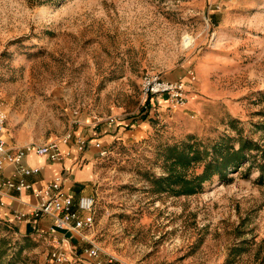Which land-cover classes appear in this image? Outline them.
<instances>
[{
  "label": "rangeland",
  "instance_id": "obj_1",
  "mask_svg": "<svg viewBox=\"0 0 264 264\" xmlns=\"http://www.w3.org/2000/svg\"><path fill=\"white\" fill-rule=\"evenodd\" d=\"M224 7L209 0H0L6 128L19 144L102 131L88 139L106 154L85 149L92 155L82 188L96 199L94 240L117 264H264V183L257 182L264 0H225ZM223 19L224 43L213 35ZM146 71L187 81L197 111L143 103ZM110 115L119 121L105 122ZM190 135L204 143L229 136L235 146L245 138L259 149L199 192H156L150 180L165 174L162 147ZM28 226L20 230L0 215V264H49L50 242ZM73 240L70 264H92L82 253L87 243Z\"/></svg>",
  "mask_w": 264,
  "mask_h": 264
},
{
  "label": "built area",
  "instance_id": "obj_2",
  "mask_svg": "<svg viewBox=\"0 0 264 264\" xmlns=\"http://www.w3.org/2000/svg\"><path fill=\"white\" fill-rule=\"evenodd\" d=\"M190 83L195 81L192 73L188 74ZM188 82V83H189ZM187 81L166 79L158 73L146 71L140 78V93L143 103L150 100L162 101L169 108L181 107L187 100ZM157 99V100H155ZM77 110L72 112L73 123L80 126ZM7 114L0 99V207H7L6 199L18 204L11 207V220L17 222L35 223L46 217L50 224L44 234V239L50 242L49 264H70L74 247L69 243L65 232L87 243L82 249L83 255L92 264H117V258L107 254L95 242L93 228L95 223L94 195H80L74 200L73 194L64 185L63 179L48 181L42 187H34L30 178L40 172L39 166L28 164L29 156L42 157L50 162L61 161L67 153L60 149V144L72 140V130H68L59 140H48L43 143L29 141L16 145L4 136V126ZM101 121L96 119L94 125ZM108 124L119 121V117L110 115L104 119ZM78 151L86 145L84 137L75 138ZM99 148V154L106 150ZM30 192L31 201L17 197L22 192ZM67 246V247H66ZM68 248V249H67ZM105 255V258L103 256Z\"/></svg>",
  "mask_w": 264,
  "mask_h": 264
},
{
  "label": "trees",
  "instance_id": "obj_3",
  "mask_svg": "<svg viewBox=\"0 0 264 264\" xmlns=\"http://www.w3.org/2000/svg\"><path fill=\"white\" fill-rule=\"evenodd\" d=\"M258 125L263 129L264 121ZM232 140L229 136H221L217 140L204 143L190 135L186 140L163 146L161 150L167 163L166 171L164 175L150 180L154 190L163 192L171 189L176 194L188 195L201 191L204 182L214 175L226 179L229 172L236 170L249 159L251 151L259 149L257 143L248 139H240L237 146ZM260 152L263 156L264 148ZM195 165H201V170L189 173L188 170ZM257 166V182L264 183V163L260 162Z\"/></svg>",
  "mask_w": 264,
  "mask_h": 264
},
{
  "label": "crops",
  "instance_id": "obj_4",
  "mask_svg": "<svg viewBox=\"0 0 264 264\" xmlns=\"http://www.w3.org/2000/svg\"><path fill=\"white\" fill-rule=\"evenodd\" d=\"M209 3H214V4H217V3L221 4L222 3V6L223 7L225 6V0H209ZM217 24H219L220 26L213 30V35H215L216 39L219 38V36H222V43H224L225 42V19H223V21L221 23H217ZM166 79H168V78H166ZM177 79H180V78H177ZM199 96H200L199 98H205V99H210V100L215 99L211 95H203L201 93ZM148 103H149V105L150 104L152 105V104H155V101L150 100ZM192 103H193V100H191V96L188 97V95H187V100L184 103V105L181 107H177L173 110L187 109L188 111H195L196 112L197 111L195 109L196 107H194L192 105ZM2 104H3V102H2ZM3 107H4V105H3ZM191 118H194V117H191ZM194 119H197V118H194ZM6 121H7V118H6ZM6 121H5V126H4V136L9 141H11L12 143H14L16 145H23V144H19L17 142L15 143L12 140V136L6 128ZM80 127H82V125H80ZM72 134H73V138L71 141H69V143H67V144L61 143L60 144V149L62 151H64L65 153H67L61 161L50 162V161H48L42 157L29 156L27 162L30 165L40 167V172L30 178V180L34 184V187H37V188L42 187L43 185H45L50 180L63 179L65 187L68 189V191H70L73 194L74 200H76L80 195H90L88 193H85L84 189L82 188L83 182L89 178V168H87L88 167L87 163L84 164V160H85V158L90 159L91 155H92L91 150H86V152H85V149H87L89 147V144H91V146L93 147V146H96L95 145L96 143H99V141L97 139H95V138L88 139V137H90L91 135L95 136L97 134L102 135V131L97 132L96 130H94V131L92 130L88 134H86L87 136H85L84 134H81L79 131L77 132V131L72 130ZM77 137H84L86 139V145L82 151L77 150V147L75 144V138H77ZM48 140L34 141V142L43 143V142H46ZM83 152H84V155H83ZM93 153H96V149H95V152H93ZM80 154H82V157H80ZM82 161H83V164H81ZM17 197H19L21 200H24L26 202L32 200V196H31V193L29 191L28 192H22ZM6 202L9 204L7 207H0V215H2L4 218H7V220L11 221L12 223L18 225L20 230L27 229V226L29 225L28 227L35 230V231H40L41 233H44V234L47 233L46 230L50 224L49 218L43 217L35 223H26L24 221H22V222L13 221V220H11V213H10L11 207H16V206H18V204H16L15 202H12L11 199H6ZM65 236L68 238L69 243L74 247V251H73L74 253L71 255L72 256L71 260H72L73 256H77L76 253L78 252V250L76 248L77 245L74 243L73 239H75V240H79V239L76 238L73 234H70L68 232H65Z\"/></svg>",
  "mask_w": 264,
  "mask_h": 264
},
{
  "label": "bare ground",
  "instance_id": "obj_5",
  "mask_svg": "<svg viewBox=\"0 0 264 264\" xmlns=\"http://www.w3.org/2000/svg\"><path fill=\"white\" fill-rule=\"evenodd\" d=\"M192 44V40L190 39V37H186V38H184V45L186 46V47H188L189 45H191Z\"/></svg>",
  "mask_w": 264,
  "mask_h": 264
}]
</instances>
